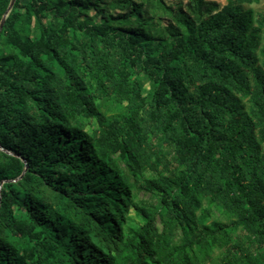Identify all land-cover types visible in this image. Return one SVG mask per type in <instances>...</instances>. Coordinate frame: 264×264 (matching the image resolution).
<instances>
[{"label":"trees","instance_id":"1","mask_svg":"<svg viewBox=\"0 0 264 264\" xmlns=\"http://www.w3.org/2000/svg\"><path fill=\"white\" fill-rule=\"evenodd\" d=\"M260 1L15 0L0 264H264V11L244 7Z\"/></svg>","mask_w":264,"mask_h":264},{"label":"rangeland","instance_id":"2","mask_svg":"<svg viewBox=\"0 0 264 264\" xmlns=\"http://www.w3.org/2000/svg\"><path fill=\"white\" fill-rule=\"evenodd\" d=\"M208 1H215V2L219 3L221 8L223 6H225L227 3V0H208ZM184 3H186V1H184ZM244 7H245V9H252L255 13L263 12L264 11V0H261L259 3H253L251 5H245ZM150 89H151L150 83L146 82L144 92L147 93ZM125 104H127V102H125L124 105ZM92 125H93V127L89 126L87 128L88 131L93 130L94 127L96 126L95 120H92ZM155 143H160V142L156 139ZM161 148L164 152L168 151L167 146L161 145ZM168 158L169 159L173 158L172 153L169 154ZM133 195H134V197H133L134 202L136 204H138L139 206L145 207L149 211L156 212L160 206L159 198L155 194L150 193L144 189H139V188L134 189ZM214 215L219 217V213H214ZM131 218H132L133 227H136L137 225L143 224V223L139 224V222H141V218L134 211L131 212ZM220 218L223 219V217H221V216H220ZM154 225H155V228H157V230L159 232H161L163 230V226L160 222V217L158 215H156V220L154 221ZM237 237L243 238L244 237L243 231H241V230L236 231L235 232V238H237Z\"/></svg>","mask_w":264,"mask_h":264},{"label":"water","instance_id":"3","mask_svg":"<svg viewBox=\"0 0 264 264\" xmlns=\"http://www.w3.org/2000/svg\"><path fill=\"white\" fill-rule=\"evenodd\" d=\"M14 3H15V0H12L11 4H10V6H9V9H8V11H7V14L5 15L3 21H2V23H1V25H0V30L2 29L3 22H4L5 18L7 17L8 13L12 10Z\"/></svg>","mask_w":264,"mask_h":264}]
</instances>
